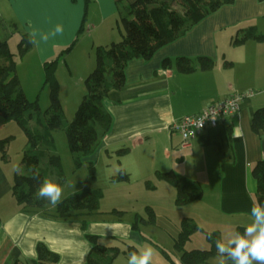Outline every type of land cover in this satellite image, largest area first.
Masks as SVG:
<instances>
[{
	"label": "crops",
	"instance_id": "obj_1",
	"mask_svg": "<svg viewBox=\"0 0 264 264\" xmlns=\"http://www.w3.org/2000/svg\"><path fill=\"white\" fill-rule=\"evenodd\" d=\"M134 1L2 0L1 4L8 6L21 36L28 40L29 22L40 32L63 25L62 35L39 47L31 45L29 52L37 54L44 63L71 45L83 25L84 35L80 36L90 37L88 47H105L115 42L109 23L122 17ZM247 30L264 35V0L226 4L161 47L152 58L130 60L124 87L111 90L105 100L113 117L112 126L96 152L86 158L94 162L97 172H104V163L119 150L128 148L120 159V167L129 175H134L135 170L152 174L166 171L169 166L174 169L172 161L197 165V158L200 163L205 162V180L192 178L187 172L182 174V169H178L184 179L198 181L203 190L200 200L184 206L189 208L185 215L206 231H218L222 238L225 229L226 233L244 232L251 222L248 213L257 203L258 189L252 167L264 160V132L258 136L251 127L254 112L264 107V41L250 39L235 44V39ZM179 57L192 59L197 69L182 73L175 62L167 68L163 66L166 58L175 61ZM199 57L212 59L213 67L201 70ZM249 91L253 93L242 99L239 112L222 121L218 129L206 130L191 146L182 147V137L173 128L174 123L201 112L210 102ZM213 145L218 148L214 158L198 153L199 149L204 151ZM211 163L214 170L208 168ZM12 188L13 179L0 158V264H40L39 242L59 254L58 264H88L95 248L87 235H97L100 240L123 232L124 238L142 242L140 232L132 228L134 222L123 225L92 220L84 228L79 218L63 220L28 214L17 203Z\"/></svg>",
	"mask_w": 264,
	"mask_h": 264
},
{
	"label": "trees",
	"instance_id": "obj_2",
	"mask_svg": "<svg viewBox=\"0 0 264 264\" xmlns=\"http://www.w3.org/2000/svg\"><path fill=\"white\" fill-rule=\"evenodd\" d=\"M236 0H136L129 4L126 13L121 17L123 24V38L118 42H112L104 47H98L97 64L95 69L85 80L86 92L83 101L77 109L75 118L67 125L66 133L69 147L76 154V165L82 164L84 159L96 152L104 135L110 130L113 117L105 107V100L111 90L121 89L126 83V66L135 58L150 59L163 46L171 43L184 35L195 24L200 22L209 14L217 11L220 7L231 4ZM85 30L83 25L75 41L60 52L55 58L44 63L45 82L50 87L53 113L41 114L37 102H31L20 86V80L16 74V62L13 54L8 51L5 42L0 43V117L6 121L15 120L22 125L28 134L29 141L33 145L40 142L51 144L50 131L59 129L64 124L65 114L61 107L58 91L59 85L56 77L57 66L65 54L69 53L79 36ZM254 39L264 41V35L253 30H247L241 37L235 39V44H243L247 40ZM32 43L23 35L20 42V54L26 53ZM9 52V53H8ZM2 62L1 57L7 58ZM199 68L209 70L214 61L208 57H199ZM175 62L177 69L182 73H190L197 69L193 60L187 57H179L175 61L166 58L163 61L165 68ZM111 76V79L109 77ZM37 116L40 126L39 131L34 132L28 126V121ZM252 130L261 136L264 132V107L258 108L251 120ZM128 148L118 151L126 152ZM38 163V155L31 159ZM51 162L61 164L60 157L54 155ZM90 172L96 177V166L90 161ZM39 175V180L45 179V172L32 171L29 176L18 175L13 180L12 194L22 211L35 215L50 216L63 220L79 218L85 228L86 217L99 211L100 202L103 197L101 189H83L71 194L51 208L45 200H37L35 192L38 181L33 179ZM177 189V204H186L199 200L203 196L202 188L195 183L180 178L173 171L159 172ZM252 174L257 181L256 201L264 204V160L257 161L252 167ZM60 178L64 177L63 171L59 172ZM65 178V177H64ZM129 174L121 170L120 175L114 176L113 180H128ZM55 208V209H54ZM116 213L121 212L114 210ZM138 229L137 223L132 225ZM201 227L191 217L182 220V227L176 238V246L182 252L184 264H204L212 256L216 255L215 239L222 238L218 231H206L207 238L211 244L209 249L185 250V242ZM209 233L212 237L209 238ZM88 240L94 245L95 251L90 254L88 264H112L113 257L109 255V249L99 244L97 235H87ZM131 248L130 251H134ZM116 254L118 248H114ZM37 257L40 264H58L60 256L48 248L44 242L37 245Z\"/></svg>",
	"mask_w": 264,
	"mask_h": 264
},
{
	"label": "rangeland",
	"instance_id": "obj_3",
	"mask_svg": "<svg viewBox=\"0 0 264 264\" xmlns=\"http://www.w3.org/2000/svg\"><path fill=\"white\" fill-rule=\"evenodd\" d=\"M1 1L0 33L2 34V42L7 44L8 51L13 54L20 86L31 102L38 103V112L45 114L49 110L48 115L52 114L54 111L50 87L44 84L45 62H40L38 55L29 52V50L20 54L22 31L7 11L8 6L2 5ZM109 24L112 27L113 35H115V42L122 40L124 28L121 17L118 16ZM83 35L76 41L73 47L75 49L62 57L56 69L59 85L58 96L65 118L61 128L49 132L52 138L51 144L40 142L38 145H33L22 125L15 120L6 121L0 117V158L4 168L14 181L17 166L21 170V174L18 175L29 176L34 170L45 172V178L55 180L63 188L62 200L83 189H101L103 197L100 202V209L92 216L86 217L87 223L92 220L106 221L107 223L113 221L123 225L136 222L138 226L136 230L140 232L142 238L141 243L131 241V239H126L121 235L123 234L122 231V233L114 234L111 237L100 238L99 244L109 249L108 256H114L112 264H127L129 253H131L130 249L135 248L134 251H136L142 246H150L154 250L151 264H184L182 252L176 246V238L182 227V220L187 217L185 212H189V208L184 206L192 202L177 204L176 187L162 178L159 172L173 171L180 178H183L182 174L187 172L192 178L199 180L204 179V170L207 166L205 162L202 164L194 157L198 161L197 165L190 161L182 164H176L172 161L175 170L171 166L165 167L166 171L157 170L152 174L149 172L139 173L135 170V174L129 175L128 180L116 181L113 180V177L120 175L121 170H123L120 167V159L124 152L114 154L108 161L104 158L107 162V164L104 163V172L98 171L96 177L91 175L88 159H84L81 165H76V154L69 147L66 128L75 118L77 109L83 101L86 92L85 80L96 67L99 50L97 46L88 47L90 37L85 38ZM9 57L11 56L1 57V61L6 62ZM27 126L34 132L39 131L40 126L36 115L28 121ZM212 133L214 132L210 131V134ZM217 137L219 138L221 135L219 134ZM214 147L216 146L213 145L204 151L199 149L198 153L214 158L218 149H214ZM35 154L38 155V163L31 160ZM54 155L60 157V165L51 162V157ZM212 164L208 168L214 170L215 166L211 167ZM179 168L182 169V174L179 172ZM60 171H63L65 178H60ZM125 173L127 172L125 171ZM195 184L202 188L198 181H195ZM114 210L121 212V214ZM227 230L225 229L224 237L229 234L226 233ZM210 247L206 230L201 227L185 242L184 249H209ZM114 248H118L117 254ZM214 258L215 255L204 264H215Z\"/></svg>",
	"mask_w": 264,
	"mask_h": 264
},
{
	"label": "clouds",
	"instance_id": "obj_4",
	"mask_svg": "<svg viewBox=\"0 0 264 264\" xmlns=\"http://www.w3.org/2000/svg\"><path fill=\"white\" fill-rule=\"evenodd\" d=\"M29 28V43L38 47L64 32L62 24L55 25L50 32H40L30 22ZM15 171L21 174L18 166ZM33 179L38 181L34 194L37 200H45L52 207L62 202L64 190L58 182L49 178L39 180L38 174ZM248 216L251 222L245 226L243 233L232 231L223 238L215 239V264H264V204L253 203ZM211 237L212 234L209 233V238ZM153 253L150 246L139 247L129 253L127 264H151Z\"/></svg>",
	"mask_w": 264,
	"mask_h": 264
},
{
	"label": "built area",
	"instance_id": "obj_5",
	"mask_svg": "<svg viewBox=\"0 0 264 264\" xmlns=\"http://www.w3.org/2000/svg\"><path fill=\"white\" fill-rule=\"evenodd\" d=\"M248 93H234L222 100L208 103L201 112L186 115L174 123L173 128L182 137V147H189L193 141L201 137L206 130L218 129L227 117L240 111L241 101L252 95Z\"/></svg>",
	"mask_w": 264,
	"mask_h": 264
}]
</instances>
